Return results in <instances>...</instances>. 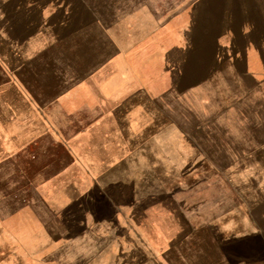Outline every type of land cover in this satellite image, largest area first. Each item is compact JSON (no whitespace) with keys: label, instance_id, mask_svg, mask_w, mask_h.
I'll return each instance as SVG.
<instances>
[{"label":"rangeland","instance_id":"obj_1","mask_svg":"<svg viewBox=\"0 0 264 264\" xmlns=\"http://www.w3.org/2000/svg\"><path fill=\"white\" fill-rule=\"evenodd\" d=\"M63 1L94 23L141 6L174 17L173 40L143 50L157 51L151 110L142 95L156 127L47 191L37 161L1 168L0 264H264V0L196 47L177 28L188 0Z\"/></svg>","mask_w":264,"mask_h":264},{"label":"crops","instance_id":"obj_2","mask_svg":"<svg viewBox=\"0 0 264 264\" xmlns=\"http://www.w3.org/2000/svg\"><path fill=\"white\" fill-rule=\"evenodd\" d=\"M239 2L188 0L180 40L204 46L206 33L227 30L225 17L242 14ZM73 11L63 0H0V169L23 173L37 161L43 191L77 169L88 175L95 163L126 160L127 137L156 127L142 119V102L148 94L151 110L156 100L157 51L143 50L175 31L172 7L170 21L141 6L105 24ZM74 179L63 190L78 192Z\"/></svg>","mask_w":264,"mask_h":264}]
</instances>
